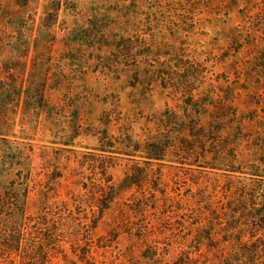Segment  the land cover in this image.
<instances>
[{"label": "rangeland", "instance_id": "1", "mask_svg": "<svg viewBox=\"0 0 264 264\" xmlns=\"http://www.w3.org/2000/svg\"><path fill=\"white\" fill-rule=\"evenodd\" d=\"M11 76L15 96L46 80L43 110L22 120L9 105L0 163L24 165L31 200L45 193L79 225L80 246L50 264H215L219 227L264 203V0H0V81ZM166 110L190 135L225 127L201 140L200 167L143 157ZM223 147L234 168L206 164ZM99 193L112 200L92 229Z\"/></svg>", "mask_w": 264, "mask_h": 264}, {"label": "trees", "instance_id": "2", "mask_svg": "<svg viewBox=\"0 0 264 264\" xmlns=\"http://www.w3.org/2000/svg\"><path fill=\"white\" fill-rule=\"evenodd\" d=\"M51 6L55 16H57L60 2L54 4L51 2ZM13 80L11 76L9 80L0 81V137L14 134V121L12 123L10 116L14 114L15 117L18 114V111L14 109L20 102L24 104L22 120L28 116L37 118L39 111L43 110H39V106L44 102L43 89L46 86V80L40 79L34 83L30 79L23 96L21 94L15 96L9 92L12 90ZM32 87L37 92L34 97L30 91ZM190 98L193 99L191 93ZM12 102H16L14 109L9 106ZM29 102L32 105H37L36 110L33 108V115L26 106L30 104ZM187 104L193 111L194 108L191 103ZM215 114L218 113L215 112ZM212 122L216 124L217 121L213 120ZM213 123H209L207 126L201 125L196 134L190 135V127L185 121L174 118L173 114L168 115L166 110L163 115H160L158 121L161 131L154 139H150L142 146L143 157L149 160L163 161L170 152L178 151L180 155L176 154L174 157L176 161L169 160L171 163L186 164L190 167L189 169L200 167L198 164L200 162H196L194 158L198 155L203 158V155L208 153L209 142L207 140L209 134H221L225 130V127L214 129ZM232 130L231 132L227 131L228 133L225 132V134L230 135L233 133ZM203 132L204 134H202ZM20 133H25V130L21 129ZM178 137L180 138L176 141ZM21 138L27 139V137ZM1 139L6 140L5 138ZM168 139H174L172 141L175 143L172 145L167 141ZM201 140L207 143V148L200 146L203 143ZM62 144L68 145L66 142ZM226 151L223 147L221 151L211 153L212 156H216L218 161H209L206 164L213 162L215 166L234 168L231 164L236 160V154L229 155ZM181 155H187L189 159L187 157L183 159ZM16 165L20 168L14 169ZM3 168H6V174L2 173ZM31 182L30 173L24 165L17 164L13 159L0 163V257L17 258L19 264H50L51 257L57 253H63L62 243L73 242L71 243L73 249L80 246L78 241L81 238L77 232L79 225L74 222L71 223V211L64 206L48 207L44 203L45 193L39 192L38 199L31 200L29 194L34 191ZM105 187L110 190V195H112V186L107 185ZM102 196L99 193L95 198V205L99 210L96 215H94L95 212L93 213L94 220L92 225L90 224L92 229L96 227L97 219H100L104 211L109 208V203L112 200V197L109 196L105 199L106 203L100 207ZM37 203H39L38 206L34 207ZM257 205L259 207L249 206L242 212V215L238 214L231 217L225 226L219 227L215 232L214 239H211L214 242L213 248L216 250L214 253L215 264H264V203L261 205L257 203ZM33 208H37V210L30 212ZM87 229H89V225ZM86 252L87 250L82 253V259H85Z\"/></svg>", "mask_w": 264, "mask_h": 264}]
</instances>
